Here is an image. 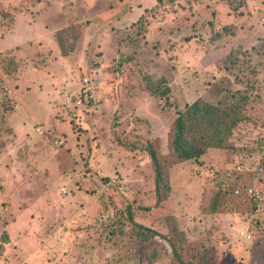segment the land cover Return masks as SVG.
<instances>
[{
    "label": "rangeland",
    "instance_id": "obj_1",
    "mask_svg": "<svg viewBox=\"0 0 264 264\" xmlns=\"http://www.w3.org/2000/svg\"><path fill=\"white\" fill-rule=\"evenodd\" d=\"M119 1L0 0V38L24 17L36 24L18 33L33 36L26 52L0 49V264H167L162 235L131 239L126 204L163 234L174 221L205 248L200 264H264V0H124V27L111 20L96 46L93 15ZM54 20L67 25L45 56L37 39ZM146 74L166 78L167 99ZM240 94L249 120L237 142L250 147L163 162L171 190L157 203L148 147L169 154L186 104Z\"/></svg>",
    "mask_w": 264,
    "mask_h": 264
},
{
    "label": "trees",
    "instance_id": "obj_2",
    "mask_svg": "<svg viewBox=\"0 0 264 264\" xmlns=\"http://www.w3.org/2000/svg\"><path fill=\"white\" fill-rule=\"evenodd\" d=\"M126 8V2L120 5L111 4L106 10L94 14L92 19L95 28L101 30L108 26L111 20L120 17ZM226 27L224 28L226 29ZM144 80L153 94L168 98L171 88L166 83V78H154L152 75L146 74ZM248 102L247 94H240L239 98L228 106L216 104L206 99H196L192 103L186 104L185 109L178 111L169 137L171 148L169 154L164 155L153 146L148 147L155 172L157 203H161L163 200L164 192L167 193L171 190L170 179L165 167L162 166L163 162L165 166H168L186 160H198L209 148L244 150V148L250 147L237 142L242 136L240 125H244L243 123L249 120ZM166 104L170 105L169 100L166 101ZM243 195L246 196V194ZM241 198L243 199V196ZM251 200L253 201V209L259 208L258 199L251 198ZM219 207L220 202L218 205L215 203L212 205V208L216 210ZM125 209L124 222L128 226L131 239L135 242H147L157 235H162L167 241L170 247V261L167 264H200L201 260L204 261L205 248L191 242L185 231L180 229L173 219L171 220L173 223H170L169 232L163 234L156 228L138 222L130 204H126ZM120 222L122 224H117L115 232L125 234L124 222ZM113 223L115 224V222ZM2 237L4 241L9 239L7 232H3Z\"/></svg>",
    "mask_w": 264,
    "mask_h": 264
},
{
    "label": "crops",
    "instance_id": "obj_3",
    "mask_svg": "<svg viewBox=\"0 0 264 264\" xmlns=\"http://www.w3.org/2000/svg\"><path fill=\"white\" fill-rule=\"evenodd\" d=\"M124 3V0H121V1H119L118 2V4H116V5H120V4H123ZM55 5V4H54ZM66 7V6H65ZM65 7H59L58 5H56V9H60V8H62V10H60L59 12H63L64 13V11L66 12V10H65ZM107 9V8H106ZM106 9H104V10H106ZM103 10V11H104ZM68 11H69V9H67V12L66 13H68ZM100 12H102V11H100ZM62 13V14H63ZM98 13V12H97ZM126 14H128L129 16H130V21L131 22H128V23H132L133 22V19H134V16L131 14V12H127V13H125V15H124V18H125V16H126V20H128V16L126 15ZM24 17V16H23ZM25 18L26 17H24V19L20 22V21H15V24H14V28H12V30L10 31V32H8V33H6L5 34V37L4 38H0V44H1V47H0V49L2 48V49H5V48H7V47H11L13 44H16V45H19V46H21V49L19 50V52L20 51H22V52H26L25 50H26V46L28 45V42L29 41H33V36H31V37H25V38H21V36L20 35H18V33H20V29L21 28H27V31L26 32H28V30L29 29H31V28H36V24H35V21H33L32 23H29V22H26V20H25ZM114 20L116 21V23H113V25L115 26V27H124V26H122V25H124L123 23L125 22V20H123V18L122 19H118V18H114ZM114 21V22H115ZM127 22V21H126ZM120 23H122V24H120ZM44 24V23H43ZM52 24H54V26L52 27V28H48V27H43V30H42V34H41V36H39L38 37V39L37 40H39L40 42H42V44H41V48L43 49V51L45 52V56L46 55H48V56H50V54H48V45L50 44V45H52L53 43L55 44L56 42H57V39H56V36L54 35V32H56L55 30H58V29H60V28H62V27H64V26H66V25H63V26H61V25H56L57 23H56V21L54 20L53 21V23ZM113 25H112V27H113ZM93 26H94V34H93V41H95V45L97 46L99 43H102L103 41H104V39H107V36L105 35L106 34V29H107V27H105L104 28V30H97V28H95V25L93 24ZM31 30H33V29H31ZM48 33V35H52L51 37H50V39L46 36L45 37V35ZM103 35H105V37L103 36ZM103 37H104V39H103ZM27 38V40H25ZM47 39H49L50 41H49V43H47L46 44V40ZM5 42V43H1V42ZM25 44V45H24ZM5 47V48H4ZM34 49V47L33 46H30L29 48H28V50H33ZM98 49H100V48H98ZM31 54H32V51H29ZM71 52V51H70ZM77 51H73V52H71V53H68V54H66V55H64V54H61V53H55L54 54V56H77L75 53H76ZM75 54V55H74ZM66 59V58H65ZM63 61H65V60H63ZM63 64H64V62H63ZM46 76V75H45ZM47 77V76H46ZM50 103V102H49Z\"/></svg>",
    "mask_w": 264,
    "mask_h": 264
},
{
    "label": "built area",
    "instance_id": "obj_4",
    "mask_svg": "<svg viewBox=\"0 0 264 264\" xmlns=\"http://www.w3.org/2000/svg\"><path fill=\"white\" fill-rule=\"evenodd\" d=\"M93 79H92V77L91 76H85V78H84V81H83V84H82V88H81V93H83L84 95H88V94H90L92 91H93V88H94V83H93V81H92ZM82 101H81V99L79 98L78 99V103H81ZM37 130L38 131H43V130H41V128L40 127H37ZM253 188H251V187H249L248 188V191H249V193H252L253 192ZM241 235H246V233L242 230L241 232ZM249 236V235H248Z\"/></svg>",
    "mask_w": 264,
    "mask_h": 264
}]
</instances>
